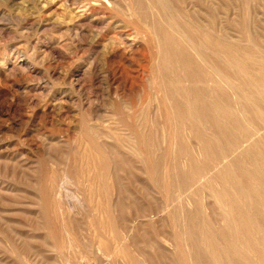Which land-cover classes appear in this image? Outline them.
<instances>
[{"label":"rangeland","instance_id":"rangeland-1","mask_svg":"<svg viewBox=\"0 0 264 264\" xmlns=\"http://www.w3.org/2000/svg\"><path fill=\"white\" fill-rule=\"evenodd\" d=\"M138 7L137 0H0V264H34L17 246L34 237L48 240L53 264H259L264 206L252 208L232 174L218 178L238 151L190 179L192 163L206 164L194 135L210 133V124L196 113L183 125L162 121L171 105L158 77L156 26L184 44L190 26L238 46L254 83L264 77V0ZM228 81L237 91L226 114L236 115L247 95L239 77ZM242 111L246 123L257 119ZM260 131L240 151L264 139ZM175 163L182 176L172 172ZM223 187L228 202L217 197Z\"/></svg>","mask_w":264,"mask_h":264},{"label":"bare ground","instance_id":"bare-ground-1","mask_svg":"<svg viewBox=\"0 0 264 264\" xmlns=\"http://www.w3.org/2000/svg\"><path fill=\"white\" fill-rule=\"evenodd\" d=\"M137 2L138 8L143 6V0H137ZM186 28L187 43L184 44L180 36L164 31L161 26H156L160 40L158 77L161 81L162 90L171 105V114L163 117L162 121L166 120L167 122L171 119L183 125L188 123L193 113H196L197 118L209 122L210 133L200 132L194 135L206 156V164L197 166L195 162L192 163L189 166L191 167L190 179L196 174L202 175L209 169L210 162L219 161L222 154L226 156L227 153L236 149L239 154L229 162V167H222L218 178L226 179L228 175L232 174L234 177L231 182L232 186L236 190L247 192L252 197V204L250 203V205L254 206L251 207L257 209L264 206V187L259 186L260 184L264 185V139L251 141L245 150L240 151V147L252 140L264 126V77L261 74L262 76H259L261 78H258L254 83L246 78L252 74V68L248 59H245L244 51L238 46L225 41L223 38H218L212 31L204 30L198 35L196 31H192L190 26H186ZM199 40L203 41L199 42ZM228 76H237L241 79L243 93L247 95L241 109L256 116L257 119L253 120L256 121L257 128L250 126L253 123L250 124L252 118L249 119L250 125L246 123L242 110H239L236 115L226 114L235 101L234 92L237 91L228 81ZM183 80L185 83L188 82V86L182 85ZM188 106L192 107L191 110L188 109ZM183 151L184 148L180 149V152ZM172 172L182 176L176 163L172 166ZM185 175L186 178L183 179L188 181V176L184 173ZM217 197L228 202L226 200L228 199L226 187L218 192ZM230 203V212L238 213L239 208L231 201ZM237 220L245 226L253 224L251 215H238ZM260 229L264 230V227L261 226ZM236 230L238 231L237 227ZM20 241V244L16 245L28 262L34 264L54 263V259L44 253L45 249L43 248L47 245V239L34 237ZM256 241L259 240L256 239ZM253 244L250 239L245 243L249 247ZM258 247L261 246L258 244ZM256 256L257 262L263 264V250H258ZM215 258L217 261L221 260L218 257ZM77 259L78 257H76ZM101 259L97 257L96 260Z\"/></svg>","mask_w":264,"mask_h":264}]
</instances>
